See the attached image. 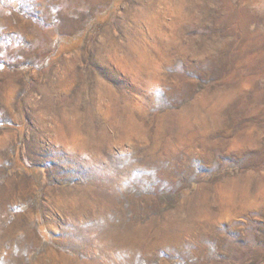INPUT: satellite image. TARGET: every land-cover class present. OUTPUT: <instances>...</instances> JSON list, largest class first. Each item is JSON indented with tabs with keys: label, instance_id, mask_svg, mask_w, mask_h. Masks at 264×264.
Masks as SVG:
<instances>
[{
	"label": "rangeland",
	"instance_id": "obj_1",
	"mask_svg": "<svg viewBox=\"0 0 264 264\" xmlns=\"http://www.w3.org/2000/svg\"><path fill=\"white\" fill-rule=\"evenodd\" d=\"M0 264H264V0H0Z\"/></svg>",
	"mask_w": 264,
	"mask_h": 264
},
{
	"label": "bare ground",
	"instance_id": "obj_2",
	"mask_svg": "<svg viewBox=\"0 0 264 264\" xmlns=\"http://www.w3.org/2000/svg\"><path fill=\"white\" fill-rule=\"evenodd\" d=\"M226 203V202H225Z\"/></svg>",
	"mask_w": 264,
	"mask_h": 264
}]
</instances>
